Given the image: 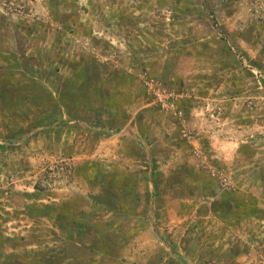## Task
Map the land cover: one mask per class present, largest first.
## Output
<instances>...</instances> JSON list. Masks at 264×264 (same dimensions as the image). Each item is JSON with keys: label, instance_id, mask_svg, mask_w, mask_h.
I'll return each mask as SVG.
<instances>
[{"label": "rangeland", "instance_id": "obj_1", "mask_svg": "<svg viewBox=\"0 0 264 264\" xmlns=\"http://www.w3.org/2000/svg\"><path fill=\"white\" fill-rule=\"evenodd\" d=\"M0 132V264H264V0H0Z\"/></svg>", "mask_w": 264, "mask_h": 264}, {"label": "crops", "instance_id": "obj_2", "mask_svg": "<svg viewBox=\"0 0 264 264\" xmlns=\"http://www.w3.org/2000/svg\"><path fill=\"white\" fill-rule=\"evenodd\" d=\"M17 58V57H16ZM68 93L66 92L65 96L67 95ZM62 102V101H61ZM40 107V106H38ZM38 107H35L36 109ZM57 108V107H56ZM58 108H64L65 109V113L67 114L68 116V120L70 121H76L77 120V117H78V113H75L74 112V107L70 104H65L63 103L62 105H59ZM38 110L42 113V114H45L46 116H49L51 117H54L53 115L55 114V111L56 109H53V107H42L41 109L38 108ZM51 119H46L45 116H42V117H37V123H33V120H32V123H30V125H32L34 128H39L41 130H43L45 128V130H48L47 126L45 123L47 120H51ZM62 119V118H61ZM9 137V136H8ZM0 151L1 152H7L8 149H7V141L5 142V140H8L9 138L7 137H3V134L2 132H0ZM58 140V135L56 136L55 133L53 132V136L48 140L49 142H57ZM235 144V142H233ZM3 165L0 163V167H2ZM35 209L37 210H32L33 213L30 214L31 217H34L37 216V219L38 220H42V219H47L49 221H51V226H52V234L53 235H61V234H68L70 238H74L73 234L76 233V227L78 226L79 223H77V221L75 219L72 218V215L69 213L68 211V205L64 202V201H61V202H58V199H57V202H55L53 205H46V204H42L41 206H37ZM95 220H93L92 222H89L88 220H84L82 221L81 225L84 224L86 225V227L89 228V231L90 233L92 234V231L93 233H95V231L93 230V223L95 224ZM91 225V227H90ZM121 225V224H120ZM87 229V228H86ZM108 232V230H106V233ZM94 236V235H93ZM67 241V240H66ZM11 247H14V246H11ZM59 247V248H58ZM63 247L65 249H67V246H66V243H64ZM96 247H100L101 251L105 250L107 247H105V243L104 245L102 246H96ZM58 251L62 249L61 246H57L56 248ZM94 249V248H92ZM90 250V248H89ZM88 250V251H89ZM65 252V251H64ZM13 253H16V252H13ZM7 256V255H4V257Z\"/></svg>", "mask_w": 264, "mask_h": 264}]
</instances>
